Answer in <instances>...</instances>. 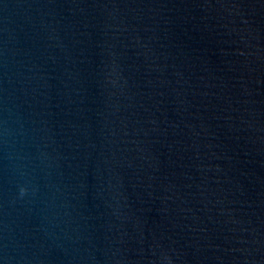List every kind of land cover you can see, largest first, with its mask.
<instances>
[{
	"label": "water",
	"instance_id": "1",
	"mask_svg": "<svg viewBox=\"0 0 264 264\" xmlns=\"http://www.w3.org/2000/svg\"><path fill=\"white\" fill-rule=\"evenodd\" d=\"M0 264H264V0H0Z\"/></svg>",
	"mask_w": 264,
	"mask_h": 264
}]
</instances>
